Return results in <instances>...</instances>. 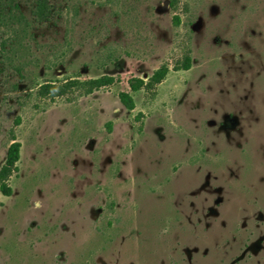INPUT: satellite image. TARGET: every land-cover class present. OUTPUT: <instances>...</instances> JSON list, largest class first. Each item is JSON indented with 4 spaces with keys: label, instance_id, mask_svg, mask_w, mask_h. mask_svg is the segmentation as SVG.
<instances>
[{
    "label": "rangeland",
    "instance_id": "374dc122",
    "mask_svg": "<svg viewBox=\"0 0 264 264\" xmlns=\"http://www.w3.org/2000/svg\"><path fill=\"white\" fill-rule=\"evenodd\" d=\"M12 2L30 29L22 50L0 23V168L20 144L0 264H264V0Z\"/></svg>",
    "mask_w": 264,
    "mask_h": 264
},
{
    "label": "trees",
    "instance_id": "16d2710c",
    "mask_svg": "<svg viewBox=\"0 0 264 264\" xmlns=\"http://www.w3.org/2000/svg\"><path fill=\"white\" fill-rule=\"evenodd\" d=\"M172 4V3H171ZM174 23H177L178 18L176 16L173 17ZM0 23H2L5 27H12L14 25H17V28L13 29V47H19L22 50L25 48V42H27V38L29 36V29H30V22L27 21L23 13L18 8V5L16 3H13L12 0H0ZM175 70L183 69L187 70L190 68V59L189 57H186L184 59L183 64L180 67H174ZM168 72V67L166 65H161L159 68H157L155 71L152 72V74L149 76L147 81H144L140 78L130 79L128 81V86L130 88V91L135 92L140 89L144 90H150L155 85L159 84L166 76ZM113 78L109 76H101L96 79H91L85 82L84 86H88L87 91L91 92L93 90H97L101 87L107 86L112 84ZM79 85V82L76 81H70L69 83L66 82L60 87H54L53 84H44L41 85L38 89V92H43L42 94H45L44 91H54L58 90V94L62 93L65 89L68 87L70 88V85ZM83 84V83H82ZM54 89V90H53ZM49 93V92H48ZM53 93V92H52ZM41 94V93H40ZM118 101L122 105V107L126 110H132L134 108V102L132 97L128 92H120L118 93ZM17 123V120H16ZM110 127V124H108ZM19 150H20V144L18 142H12L9 147L7 148L6 155H5V161L4 164L0 168V192L5 195L10 194V189L5 184L4 180L10 175V173L15 168V163L17 162L19 158Z\"/></svg>",
    "mask_w": 264,
    "mask_h": 264
}]
</instances>
